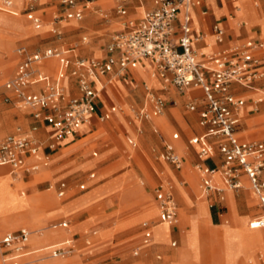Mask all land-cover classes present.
Listing matches in <instances>:
<instances>
[{"label": "crops", "instance_id": "crops-1", "mask_svg": "<svg viewBox=\"0 0 264 264\" xmlns=\"http://www.w3.org/2000/svg\"><path fill=\"white\" fill-rule=\"evenodd\" d=\"M10 1L9 8H4L0 5V13H3L5 15H8L9 17H15L17 15V12L15 11V6L12 0ZM82 2V0H78ZM97 0H92L91 4L87 6L86 8H83V17L80 21H67L62 22L58 24H53V29L49 30L51 32L52 37L57 38L56 40L50 41L48 44L49 47L45 49H56V50H70L69 54H67V57L69 58L70 62L72 63L76 59H81L83 61H88L90 59H104L107 56V52L103 55H100V51H98V42L99 40L96 39V33L99 31L98 29H95L94 31H87L94 36V42H92L90 45L86 47H81L82 44H87L86 37L80 38V45L77 46H69L65 49L61 48L62 44L67 43L70 39H74L77 35L74 34V30H81L85 23V21L89 18L92 19L91 24L85 25V26H92L98 21H95L96 18L94 16H90V7H92V4ZM235 0H199L197 5H193L190 9V15H191V37L201 36L202 41L199 43H194L193 47L199 50H202L206 47L205 40L207 38H210L211 44H210V50L215 49H223L231 46L240 45L244 42L250 41L255 44H261L262 48L256 52V55L258 57L264 58V38L261 35V31L257 26H248L244 22H240L238 25H235L233 20H236L238 17L234 15L235 11ZM250 4L252 5L254 11L256 12V15L259 19H264V0H249ZM112 7L113 9V0ZM18 7V6H16ZM54 8V15H59L57 2L55 4L49 3V0L46 2L39 4L37 2L36 10L34 12L35 16L39 18V23L37 25L31 23L30 21L25 20L31 25L32 29L34 31H38L41 28V24L43 21V12H41L44 9L47 8ZM143 8L142 14L144 11L151 10L153 8V0H128L126 4V16L124 18H121L117 16L119 19L120 24L125 19H139L140 17L135 18V10L137 8ZM24 9V8H23ZM23 11V10H22ZM40 12V13H39ZM39 13V14H37ZM203 13V14H202ZM24 16V13H23ZM249 17H253V15L249 12ZM52 17V18H53ZM241 18V16H239ZM247 17V16H246ZM77 24L79 26L75 27L73 30L66 31L67 28H70V24ZM15 26L13 29L9 28L6 31L7 38H11V40H16L19 37H21L24 33L28 34V30L24 29L22 25L16 24L14 22ZM218 26L223 30V37L222 41L219 44H216L213 42L212 37L210 36V29L212 26ZM100 27V26H98ZM52 30H55L59 35L52 34ZM71 32H73L71 34ZM123 32L122 25H120V29L116 30L114 33L118 34ZM82 38L85 40L82 41ZM31 41V40H30ZM27 42V43H30ZM26 43V44H27ZM19 48H24L22 46L15 49V55H16V63L13 66L12 72H10V77L12 76L16 65L20 61L21 57L17 54V50ZM25 49V48H24ZM43 49V50H45ZM26 50V49H25ZM27 51V50H26ZM28 52V51H27ZM33 53V52H28ZM95 55H98V57H94ZM143 60L138 61L137 66L134 69L127 70L122 76H115L111 77L110 75H106L103 78H101V81L103 82V86L101 88H96V86H93V89L97 91V95L95 98V112L89 117L88 123L84 124V128H80L77 130L75 134L72 136H69L68 138L63 139L61 142L56 144L55 148L53 150H48L47 145L50 143L49 135L51 133V129L48 126V124L44 121L45 117L50 115L51 112L48 110H41L39 112V118L33 119L31 115L30 110L22 109V110H12L10 113H6L5 110L10 109H18L12 106L9 103H4V107L0 110V139L5 137L6 135L14 133L15 130L12 128L15 127L16 129H19L20 132L23 135L29 136L32 139H34L39 147L40 152L39 156H47V165L44 167H40L37 172L33 173H27V174H20V181L11 183V188L19 189L20 185H25L28 182H33L35 184L36 181H38L40 178L47 176L50 174V178L53 181L52 184H50L48 181H44L45 188L42 192L44 194L35 195H25L26 197H45V199H41L39 202L40 204H47V206L50 207L49 209V216H57L61 219L53 220L51 221L47 226L40 225V230H66L69 225L72 223L78 222L81 225L74 226L72 228L71 232L69 234L61 233V232H51L47 231L42 236H46L48 234H64L62 237H60L56 244L51 243V241H48L46 243H43L42 245H36L31 246L30 245V239L34 231H31L29 226H32V220L39 217L41 218V223L43 222V215L40 211L41 207L40 204L38 205V217L36 215H30L28 222V228L24 226H18L13 230H0V240L4 237L7 233H16L19 229L25 228L28 230L30 236L28 243L26 245V252L28 253L26 256L21 258L19 260V264H37L41 261L45 260H60L68 256H73V260L71 264H94L96 262H99L100 264H135L133 262L132 257H140L139 263L147 264V261L150 260L151 257H153L157 262H154V264H178L179 261L177 258L172 257V252H174L176 249H178L181 246L180 237L182 234L186 233L189 230V224L188 220L189 218L196 212L195 203L196 199L194 194L189 190V180L192 176H195V173H192L187 177L186 182H181V173L179 172L181 169V165L183 163V159L178 157L180 160V168L178 170H174L167 162L163 161L164 164H167L170 166L168 168L165 165H161L160 163H157L158 167L162 172L156 171L152 173V176L146 177V186L145 182L141 180L139 182L140 187H133L128 188L120 194L119 201L122 203H129L131 201L136 200L138 202L137 206H140L139 212L131 217H128L126 219H123L119 221L118 223L108 222V217H103L99 220H96L94 217L88 216L87 214L82 215L79 217V219H75L74 221L72 218H74L75 214L80 213L82 210L88 209L93 204L99 202L104 207L110 208L111 204L113 202V197L117 191H119L122 188H125L129 184L133 182L134 179V170L129 169L125 171H119L117 173L112 174L111 176H105L107 171L114 168L119 161L118 156L112 155V150L114 148L113 145H108L102 148L98 142V135L102 132H105L106 126L103 125L104 122L111 120L115 115L118 118L122 119V113L119 114L121 105H125L126 103L130 104L131 102L134 104V106L141 107L143 103V87L145 86V82L142 80H139L132 72L134 73H141V66L139 63H141ZM145 61V60H144ZM73 68V65L70 64V67L68 70H71ZM36 70L50 78V80L54 79L56 70H57V62L54 59H48L44 60L40 65L36 67ZM67 70V71H68ZM149 72V69H148ZM9 74V73H8ZM7 74V75H8ZM9 77V78H10ZM8 78V79H9ZM6 81V80H5ZM4 81V82H5ZM117 83H116V82ZM3 82V84H4ZM106 83V85H104ZM3 84L1 85L0 94L2 95V101L3 98L8 96V92H6L3 89ZM61 88H62V104H64L65 101H67L70 98L77 96V80L76 77L66 75L61 80ZM154 87L157 88L156 91L160 98L169 102V106L163 109V112L156 117H151L143 124L141 123V129L139 130L134 124H130L129 126H125V144L127 145V150L130 153L137 152L138 146L136 144V141L132 137L131 133L135 134V136L140 137L143 136L146 139L145 144H141L140 150L143 151V149L147 150L148 147L154 142L155 138L150 135L149 129L150 127L152 129V133L159 136L157 129L162 128L164 131L167 129L173 128L171 125L167 124L164 121L163 116L166 118V116H175V112L180 109L181 104L187 103L190 98H197L196 106L199 108L202 104V97L201 92L199 90H194L191 88H187L184 91H177L176 89L172 87H166L165 90L159 89V83L153 82ZM106 86H110L111 89L108 90V97L102 98L100 96V92L105 90ZM169 89L168 94L167 90ZM28 92L32 93H38L41 91V85H35L30 86L27 88ZM231 94H233L236 97H239L243 100L244 104L240 108L239 112L237 113V126L235 130V137L239 142H250L253 140H249L250 138L248 136H244V132L246 128H249L252 126L256 119H260L259 121H264V98H262L261 94L256 91H245L243 89L232 87L230 90ZM247 94V99L242 98V95ZM164 95L165 98H164ZM252 95V97H250ZM169 96H172L170 98ZM257 98V100H260L258 105L256 106L257 110L259 111V114L254 115L256 111L252 110V100L253 98ZM122 103V104H121ZM248 104L245 106V104ZM121 104V105H120ZM123 105V106H124ZM186 106V105H185ZM184 106V112L182 114L178 115V120L182 126L180 127V130L176 131L174 130L173 133L169 136V140H165L162 136H159L160 143L162 145V153L164 152V146L170 145L172 147L173 153L178 154H185V152H191L195 153L196 156L200 151V146L197 143L188 144V141L190 139L196 138L198 136H201L203 134V129L200 128L197 124V114L196 112H189L186 110V107ZM8 107V108H7ZM111 107H115L116 111L109 112V109ZM21 111V112H19ZM107 114V118L103 121H99V117L101 115ZM27 116L26 118L23 116ZM157 117H161L162 121L161 124L155 125L152 123L150 125V119H154ZM183 121L188 125L189 128L184 127ZM154 122V121H153ZM257 122V121H256ZM18 125H20L18 127ZM193 125L195 126L193 128ZM188 130L191 132V137L187 140L188 146H196L197 151L195 152L194 149L183 146L181 143H175L178 141L181 137L180 132L183 130ZM8 132V133H7ZM7 133V134H6ZM127 134L130 136L128 137ZM173 134L177 135L176 139H172L171 136ZM85 141L81 142L76 148H72L74 144L79 142L80 140L84 139ZM207 142L211 145L213 150H215V145L211 138L206 139ZM264 141V140H262ZM91 142L94 149L99 148L100 149V155L102 158L107 157V161L101 162V158L94 159L97 155V152L91 151L89 158L86 153L81 151V147L85 146L86 143ZM47 144V145H46ZM84 144V145H83ZM179 150V152L177 151ZM215 155V156H214ZM211 157H206L201 160H199L202 167L209 168V169H217L219 164V156L218 154H214ZM93 160H96L97 162L91 165V162ZM34 163V160L32 158H26V164L30 165ZM3 168H7L4 166H1L0 169V176L2 177L5 173H10V171L5 172ZM9 170V169H8ZM87 172L86 175V181L85 185L84 183L77 185L78 194L70 195V197L67 199V210L69 211L70 215L66 217H61L60 215H57L54 213V206L53 201L51 199H48L47 197L50 196L54 200V202L60 201L59 204L64 203L63 200L64 196L68 192V188L66 185L67 181L68 183L75 182L76 180H83L84 179V173ZM97 174V178L94 180V173ZM92 176L91 178L89 176ZM197 176V174H196ZM3 180V178H0V180ZM198 179H196V185L198 186ZM210 181V185L218 190V192H212L211 196L209 197H203V201L206 205L208 201H211V204L207 207V214L209 223L208 226H217L212 224V218L216 221H219L220 214L219 211L222 209H225V212L223 213V220L222 224H220V230L216 231V229H208L212 230L215 233H220L222 231L223 226H233L232 221V215L234 214L238 218L242 219H248V223L261 215V210L257 206V201L253 194L250 191L249 183L246 180V178L242 175L239 177V188L236 190H230V194H226L225 191H223L220 188H217L212 183L211 176L208 177ZM259 179L264 183V172L260 175ZM220 180V176H219ZM97 181L95 183H92L90 186H87L89 182ZM164 181V182H163ZM221 182V181H220ZM60 183H63L65 186V189L63 191L62 196H57V188ZM161 183H167L171 187V193L172 198L175 204V213H176V220L174 224L167 225L164 223L158 222L157 219V206L156 202L154 200L153 196V190ZM184 184H187L186 186H183ZM82 186V189H79L78 186ZM99 187L96 192L91 193L92 188ZM149 187L146 191V188ZM178 187H180L187 195V202L185 203L182 196L178 192ZM246 187V188H245ZM13 189V191H14ZM24 190V188H21L20 190ZM135 189H141L142 192L148 196L150 199L148 203H150L154 208V215L152 218L148 220H144L137 225L130 226V224H127L129 219L135 218L140 215V213H143L142 211L148 207V205H144V203H139L140 199L138 195H133L132 191ZM22 190V192H23ZM123 190V189H122ZM49 191H52L55 198L54 199ZM86 191V192H85ZM235 192L236 194H233L232 192ZM84 192V193H83ZM14 193V192H13ZM25 194V193H24ZM137 194H139V191H137ZM67 197V196H66ZM63 198V199H62ZM79 199V200H78ZM229 199L231 200V207L229 203ZM254 201V203H253ZM19 203V202H17ZM188 203V204H187ZM253 204V207L248 208V205ZM11 207L13 209H23L24 205L18 204L15 205V201H9L5 200V204L3 206H0V208L3 207ZM9 207V208H10ZM210 207H213L214 210H216V216L214 217V214L211 213ZM179 208V209H178ZM177 209L179 212L177 213ZM109 212V211H108ZM73 221V222H72ZM66 223V228H55L52 229L50 226L58 223ZM109 223V225H108ZM146 223L147 228L143 229L142 224ZM164 224L168 228V234H167V240L166 242H157L152 237V228ZM0 225H3V227H7L9 225V221H3L0 222ZM185 227V228H183ZM161 228L164 232V228ZM89 229H96V230H90L88 234H85V237H80L79 234L83 233L84 231ZM263 231L264 229H260ZM144 231L149 232V238L147 239L146 243H143V233ZM116 232V233H115ZM42 237L36 238L35 240H41ZM58 237H55V239ZM70 243L73 247V251L70 255L62 257V258H51L49 255L44 251L45 248L54 246L61 243ZM168 242V245H167ZM133 243V244H131ZM177 243H179V246L177 247ZM173 244V245H172ZM263 247L262 252L264 251V244L260 243ZM135 246L132 249V257L129 255V249H131V246ZM258 255V254H257ZM256 255V256H257ZM206 257V256H203ZM211 257V256H210ZM200 258V256H199ZM207 258V257H206ZM208 259V258H207ZM198 261V260H197ZM256 261V257H255ZM79 262V263H78ZM196 261L192 262L191 264H194ZM1 264V263H0ZM69 264V263H67ZM180 264V263H179Z\"/></svg>", "mask_w": 264, "mask_h": 264}, {"label": "built area", "instance_id": "built-area-1", "mask_svg": "<svg viewBox=\"0 0 264 264\" xmlns=\"http://www.w3.org/2000/svg\"><path fill=\"white\" fill-rule=\"evenodd\" d=\"M91 2L92 0H58L59 15L52 18V23L80 21L83 8ZM127 2L128 0H113L117 16H126ZM198 2L199 0H153V8L144 11L139 19H125L121 23L123 32L111 38L104 59H76L71 63L67 57L70 50L45 49L42 52L28 53L24 48H19L17 54L21 59L12 76L3 84V89L9 94L3 98V102L18 109L30 110L33 119L39 118L41 110L50 111L51 114L44 121L51 129L47 149L53 150L56 144L88 123L89 117L95 112L97 91L93 86L99 84L101 88V78L106 75L122 76L127 70L134 69L138 61L145 60L150 77L158 80L165 88L169 86L177 91L191 88L201 92L203 100L199 108L196 106L197 98L194 97L188 100L185 107L189 112H196L197 124L204 131L201 136L190 139L188 144L197 143L200 146L197 154L199 160L215 153L220 160L217 169L201 165L194 167L200 173L199 189L205 197H209L208 192H218L208 179L212 173L218 172L222 185L236 190L239 188L238 179L243 175L261 210V215L252 219L248 227L264 229V183L259 179L264 172V141L237 140V113L244 102L230 92L232 87H237L259 92L264 98V58L256 55L262 45L247 41L236 46L210 50L208 53L194 48V43L202 41L201 36L191 37L190 9ZM10 4L9 0H0V5L4 8H9ZM36 6L37 0H24V17L35 25L39 23V18L34 14ZM52 34L59 35L55 30H52ZM210 36L214 43L219 44L223 30L214 25L210 29ZM48 59L57 62L53 80L36 70L38 65ZM70 64L73 68L68 70ZM66 75L76 77L77 96L62 104L60 83ZM35 85H41L40 92L27 91L28 87ZM259 102L260 100L252 102L253 111L257 110ZM163 109V99L144 86L143 103L137 110L136 117L147 120L159 116ZM114 111L115 107L109 109V112ZM106 118L107 114L101 115L99 121ZM171 138L176 139L177 135L173 134ZM207 138L212 139L215 150L207 142ZM39 152L40 147L34 139L15 129L14 133L0 139V167H7L13 176L37 172L40 167L47 165L48 160L47 156H39ZM26 158H32L34 163L27 165ZM160 158L174 170L180 168V160L170 145L164 146ZM78 187L82 189L81 185ZM64 189V184L60 183L57 196H62ZM153 196L158 222L174 224L176 213L171 187L167 183H161L153 190ZM50 228H66V223L54 224ZM142 228L146 229L147 224L143 223ZM29 236L25 228L16 233L5 234L0 240V263L19 264V260L28 254L26 245ZM148 238L149 232L144 231L143 243ZM44 251L51 258H62L70 255L73 247L64 242L47 247Z\"/></svg>", "mask_w": 264, "mask_h": 264}, {"label": "rangeland", "instance_id": "rangeland-1", "mask_svg": "<svg viewBox=\"0 0 264 264\" xmlns=\"http://www.w3.org/2000/svg\"><path fill=\"white\" fill-rule=\"evenodd\" d=\"M47 0H38L39 4H42L46 2ZM239 5L241 7V13L240 16H244L247 19V25L248 26H257L260 31L261 35L264 38V19H259L256 15V12L254 11L252 5L250 4L249 0H238ZM15 6V11L17 12V15L15 17H9L8 15H5L3 13H0V90L1 85L5 80H7L10 77V72L13 70V66L16 63V53L15 49L22 46L24 47L28 52H42L43 49L49 47L48 44L50 41L56 40L57 38L52 37L51 32L49 30L53 29L52 24V17L54 15V8H47L42 10L43 12V21L41 24V28L38 31H34L31 27V25L24 19L23 16V8H24V0H12ZM58 2V0H49V3L55 4ZM112 2L111 0H97L92 4V7H90V16H94L96 18L95 24L92 26H85L89 25L92 22V19H87L85 21L83 27L81 30H74V34L77 35L74 37V39H70L67 43L62 44L61 48L65 49L69 46H77L80 45V38L86 37L87 44H82L81 47H86L90 45L92 42H94V36L93 34L87 32L94 31L95 29H98L99 31L96 33V39L99 40L98 42V51H100V55H103L106 53V47L111 43V38L115 35V31L120 29V22L117 16L115 15V12L111 9ZM143 8L139 7L135 10V18L140 17L142 14ZM251 13L253 17H249L248 13ZM40 13V12H39ZM37 13V14H39ZM247 16V17H246ZM19 24L24 26V29L28 30V34L24 33L21 37H19L16 40H11V38H7L6 31L7 29L11 28L13 29L15 24ZM79 25L77 24H70V28H67L66 31L73 30L75 27ZM100 26V27H98ZM73 32H71L72 34ZM31 40V41H30ZM30 43H27L29 42ZM27 43V44H26ZM94 57H98V55H95ZM141 66V73H134L132 72L139 80L144 81L145 83L149 82V72L148 69H146L144 63H139ZM9 73V74H8ZM8 74V75H7ZM116 82V81H115ZM117 83V82H116ZM111 89L110 86H106L105 90L101 93L102 98L108 97V90ZM153 91V90H152ZM153 93L158 94V92L153 91ZM173 94V93H171ZM159 95V94H158ZM172 98V96H169ZM122 104V103H121ZM120 104V105H121ZM4 102L2 101V95L0 94V110L2 107H4ZM124 105V104H123ZM120 106L119 114L122 113V119L116 117V115L109 121H106L103 123L107 128L105 132H102L98 135V142L100 146L105 147L108 145H113L114 148L112 150L113 156H118L119 161L118 164L112 168L111 170L107 171L105 176H111L114 173H117L119 171H125L129 169H133L134 179L131 184L126 186L125 188L120 189L115 193L113 197V202L111 204L110 208L104 207L101 203L97 202L93 204L88 209L82 210L80 213L75 214L74 218L79 219L82 215L87 214L88 216L94 217L96 220H99L101 218L108 217V222L118 223L119 221L126 219L128 217L136 215L139 210L140 206H137L138 202L136 200L131 201L129 203H122L119 201L120 194L128 188L140 187L139 182L143 180L146 184V177L152 176L153 172L162 170L159 169L157 163H160L161 165H165L168 168H170L169 165L164 164L162 159L160 158V154L162 153V145L159 140V136H162L165 140H169V136L173 133L174 130L178 131L180 130V127L182 128L179 120L178 115L182 114L184 111V106L186 103L181 104L180 109H178L177 112H175V116H166V118L163 116L164 121L171 125L173 128L167 129L164 131L162 128H158V135L152 133V129L150 127L149 133L152 135L155 140L154 142L148 147V149L143 151H139L141 144L146 143V139L143 136L137 137L135 134L131 133L132 137L136 141V144L138 146L137 152L130 153L127 150V145L125 144V126H129L130 124H134L135 126L140 130L141 129V123H145L146 121L141 119L139 120L136 117V112L139 109L138 106H134V104L131 102L130 104L126 103L124 106ZM248 105L247 103L245 106ZM169 106V102L164 100V108ZM8 108V107H7ZM12 110H20V109H10L5 110L6 113H10ZM21 112V111H19ZM22 112L25 113V111L22 110ZM259 114V111H256L254 115ZM27 117V116H23ZM138 120L139 122H137ZM260 119H256L255 123L250 126L249 128L245 129L244 136H248L253 141H262L264 140V121H259ZM154 121V122H153ZM162 118L157 117L154 119H150V125L154 123L155 125L161 124ZM183 125L186 128H189L188 125L183 121ZM20 125H18L19 127ZM17 125H15L12 129L15 130ZM195 126L193 125V128ZM174 129V130H173ZM180 132L181 137L178 141L175 143H181L183 146L187 147L188 149L192 148L194 151H197L196 146H188L187 140L191 137V132L188 130H184ZM8 133V132H7ZM6 133V134H7ZM128 137H130L127 134ZM85 141V138L77 142L76 144L72 145V148H76L81 142ZM47 145V144H46ZM84 145V144H83ZM93 146L91 142L86 143L85 146L81 147V151L85 152L89 158L90 152L93 151ZM94 151L97 152V155L94 159L101 158V162L107 161V157L102 158L100 155V149L96 148ZM179 152V150H177ZM178 157L183 159V163L181 165L180 173L182 175L181 182H186L188 175L195 173L197 176H200V173L194 168L196 165H201L199 162V159L197 158L195 153H189L185 152V154H178ZM215 156V155H214ZM96 160H93L91 162V165L96 163ZM219 165V164H218ZM5 172H8V168H3ZM171 169V168H170ZM2 169H0L1 171ZM94 173V172H93ZM194 174V175H195ZM86 175L87 172L84 173V179L76 180L75 182L68 183L66 182L68 192L66 195L62 198L65 202L62 204H59L60 201L54 202L50 196H48V199H51L53 201L54 206V213L57 215H60L61 217L69 216L70 213L67 210V199L70 197V195L78 194L77 185L84 183L86 181ZM21 177V176H19ZM3 180H0V206H3L5 204V200L9 201H15V205H18L19 203L24 205L23 209H13L9 207H3L0 208V222L3 221H9V225L7 227H3V225H0V230H13L18 226H24L28 228V222L30 221L29 216L36 215L38 217V205L41 199H45V197H26L25 195L35 194L40 195L44 194L43 189L45 188L44 181H48L50 184L53 183V181L50 178V174L47 176H44L40 178L38 181L33 184V182H28L25 185L21 184L19 189L11 188V183L20 181V178L17 179L13 177L9 173H5L2 177ZM97 178V174L94 173V180ZM196 176H192L190 178V188L189 190L194 194L196 203L195 208L196 212L194 216L192 215L189 220V230L182 234L180 237L181 246L176 249L174 252H172V257L177 258L180 264H191L192 262L196 261L194 264H264V251L263 247L260 243L264 244V230H250L247 226L248 219H242L236 217L234 214L232 215V221L233 226H223L222 231L220 233H215L212 231L213 229H216V231L220 230V224H222L223 220V213L225 212V209H222L219 211V214L221 215L219 218V221H216L212 218V224L217 226H208L209 219L207 214V207L211 204V201H208L205 205L204 201L200 199V191L198 186L196 185ZM97 181L89 182L87 186H90L92 183H95ZM200 184V177L198 179V185ZM187 184H184L183 186H186ZM86 186V185H85ZM23 190H20L21 188H24ZM149 187L146 188V191ZM178 192L182 196L184 202H187V195L186 193L178 187ZM227 188V187H226ZM14 189V191H13ZM99 187H94L91 190V193L96 192ZM137 191H139V194H137ZM230 189L225 191L226 194H230ZM14 192V193H13ZM86 192V191H85ZM25 193V194H24ZM51 196L55 198L52 191H49ZM84 193V192H83ZM233 194H236L234 191ZM133 195H138L140 199L139 203H144V205H148L139 216L135 218L129 219L127 224H130V226L137 225L138 223L148 220L153 217L154 215V208L153 206L148 203L149 198L147 195H145L141 189H135L132 191ZM209 196H211L212 192H208ZM67 196V197H66ZM79 200V199H78ZM19 202V203H17ZM230 207H231V200L229 199ZM254 203V201H253ZM188 204V203H187ZM254 205H248L247 207H253ZM40 211L42 213L43 222L41 223L40 215L38 218L32 220V226H29V229L31 230H37L40 229V225L47 226L51 221L61 219L57 216H49V209L50 207L47 206V204H40ZM179 209V208H178ZM177 209V213L179 210ZM109 211V212H108ZM210 211L212 214H214V217L216 216V210H214L213 207H210ZM72 221V222H73ZM81 225L78 222L72 223L69 225L70 229L74 228V226ZM109 225V223H108ZM164 228V232H162L160 235L157 233V230H162L161 228ZM185 228V227H183ZM90 230H96V229H87L83 233H80L79 236L85 237V234H88ZM163 231V230H162ZM116 233V232H115ZM167 234H168V228L166 225L161 224L153 227V239H155L157 242H166L167 240ZM64 234H48L46 236H42L41 240H35V245H39L48 241H53L56 239H59ZM55 237H58L55 239ZM133 244V243H131ZM168 245V242H167ZM179 246V243H177V247ZM135 246H131V249H129V255L132 257V249ZM258 254V255H257ZM156 255V254H154ZM153 257L150 258V260L147 261V264H154V262H157ZM257 255V256H256ZM200 256V258H199ZM206 256V257H203ZM211 256V257H210ZM256 257V261H255ZM73 260V257L70 259L65 260H46L37 264H71ZM133 262L136 261L135 264H142L138 261L140 260V257H132ZM198 260V261H197ZM79 263V262H78ZM178 263V264H179ZM80 264V263H79Z\"/></svg>", "mask_w": 264, "mask_h": 264}, {"label": "bare ground", "instance_id": "bare-ground-1", "mask_svg": "<svg viewBox=\"0 0 264 264\" xmlns=\"http://www.w3.org/2000/svg\"><path fill=\"white\" fill-rule=\"evenodd\" d=\"M37 2H38V0H37ZM234 5H235V11H234V15L236 16V17H238L236 20H233L232 22H234L235 23V25H238L240 22H244L246 25H247V19L244 17V16H242L241 15V18L239 17L240 16V13H241V7H240V5H239V1L238 0H235L234 1ZM205 43H206V47L204 48V49H202L201 50V52H204V53H208L209 52V48H210V44H211V40H210V38H207L206 40H205ZM142 63H144V65H145V67H146V69H149L148 68V65H147V62L146 61H142ZM153 82H158L159 83V89L160 90H162V89H164L165 88V86H163L158 80H156V79H154V78H152V77H150V75H149V82H147L146 84H145V86L147 87V88H149V89H151V90H156L157 88H155L154 87V84H153ZM104 85H106V83L104 84ZM96 88H99V84H97L96 85ZM166 89V88H165ZM104 91V90H103ZM103 91H101L100 92V95H101V93L103 92ZM167 94L166 95H168V94H170L169 93V89L167 90V92H166ZM166 95H164V98H165V96ZM171 95V94H170ZM247 94H244V95H242V98H244V99H247V96H246ZM250 97H252V95L250 96ZM257 100V98L255 97V98H253V100H252V102H255ZM20 110H22L21 108H20ZM137 122H139L138 120H136ZM140 123V122H139ZM85 127V125H82L81 126V128H84ZM12 175V174H11ZM13 176V175H12ZM19 176H21L20 174H17L16 176H13V177H15V178H17V179H19L20 177ZM195 176H196V174H195ZM198 176H196V178H197ZM211 178H212V183H213V185H215L217 188H220V189H222L223 191H226V190H228V188H226L225 186H223L222 185V183L220 182V180H219V173L218 172H214V173H212L211 174ZM164 182V181H163ZM189 188H190V181H189ZM198 188H199V185H198ZM246 188V187H245ZM199 191H200V199H202L203 200V197H204V193L199 189ZM247 226H248V224H247ZM249 228V227H248ZM29 229V228H28ZM250 229V228H249ZM31 230V229H30ZM250 230H260V229H250ZM31 231H34V233L32 234V236H31V239H30V245L31 246H36L35 245V243H34V241H35V239L37 238H39V237H42V235L44 234V233H46L47 231H51V232H61V233H65V234H69L70 232H71V229H70V227L68 226L67 227V229L66 230H55V231H52V230H44V231H42V230H40V229H37V230H31ZM157 233H159V235L162 233V230H157ZM152 234H153V228H152ZM152 237H153V235H152ZM57 240L58 239H56V240H53V241H51V243H54V244H56V242H57ZM46 243V242H45ZM43 244V243H42ZM42 244H39V245H42ZM73 256H68V257H65V258H63V259H60V260H65V259H70V258H72ZM46 261V260H45ZM41 262H43V261H41ZM40 263V262H39Z\"/></svg>", "mask_w": 264, "mask_h": 264}]
</instances>
